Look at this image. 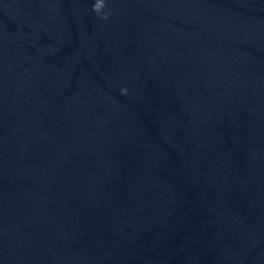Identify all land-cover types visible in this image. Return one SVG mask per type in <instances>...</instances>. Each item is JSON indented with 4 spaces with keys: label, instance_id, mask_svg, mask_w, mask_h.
Segmentation results:
<instances>
[{
    "label": "water",
    "instance_id": "obj_1",
    "mask_svg": "<svg viewBox=\"0 0 264 264\" xmlns=\"http://www.w3.org/2000/svg\"><path fill=\"white\" fill-rule=\"evenodd\" d=\"M0 264H264V0H0Z\"/></svg>",
    "mask_w": 264,
    "mask_h": 264
}]
</instances>
